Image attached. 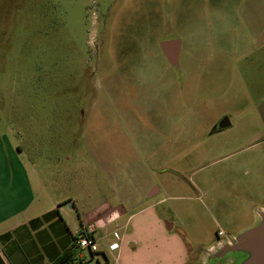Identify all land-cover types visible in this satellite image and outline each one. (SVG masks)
<instances>
[{"label": "rangeland", "instance_id": "1", "mask_svg": "<svg viewBox=\"0 0 264 264\" xmlns=\"http://www.w3.org/2000/svg\"><path fill=\"white\" fill-rule=\"evenodd\" d=\"M119 16V25L149 24L157 49L179 39L193 57L190 66L168 68L196 72L193 92L182 80L180 129L186 137L198 133V158H181L176 167L201 191L166 190L159 213L198 258L219 231L223 239L237 236L264 212V121L248 108L251 99L264 100V0H0L2 182L20 151L28 169L54 184L69 173L65 183L77 203L106 194L83 136L114 111L101 85L112 69ZM252 39L254 47L246 43ZM225 117L233 127L214 138L209 126ZM229 141L225 151L207 153Z\"/></svg>", "mask_w": 264, "mask_h": 264}, {"label": "crops", "instance_id": "2", "mask_svg": "<svg viewBox=\"0 0 264 264\" xmlns=\"http://www.w3.org/2000/svg\"><path fill=\"white\" fill-rule=\"evenodd\" d=\"M121 16L113 30L117 40L111 45L112 69L104 74L101 85L105 89L101 95L110 94L114 115L101 128L94 126L95 132L86 131L83 136L90 159L106 181V194L77 203L65 183L69 173L62 172V182L54 184L53 179H43L40 172L28 169L19 157L21 152H15L14 170L11 174L6 171L5 183L0 169V264H54L73 252V238L86 225L93 226L99 251L85 262L67 264H204L222 241L217 237L202 256L192 257L183 234L159 213L167 201L162 197L166 190L201 191L200 184L192 177L186 182L176 167L181 158H198L194 141L198 133L186 137L180 129L182 80L185 75V91L193 92L196 72L192 68L184 74L168 68H182L193 57L183 54V43L178 39L180 48L176 64H172L161 47L163 42L158 49L152 45L149 24L119 25ZM246 43L254 47L256 39ZM248 106L264 121V100L255 103L251 99ZM220 122L209 126L214 138L225 133ZM252 122L256 123L255 116ZM88 124L93 125L91 121ZM232 127L231 123L226 129ZM230 144L206 151H225ZM115 232L120 245L110 250Z\"/></svg>", "mask_w": 264, "mask_h": 264}, {"label": "water", "instance_id": "3", "mask_svg": "<svg viewBox=\"0 0 264 264\" xmlns=\"http://www.w3.org/2000/svg\"><path fill=\"white\" fill-rule=\"evenodd\" d=\"M170 62L176 64L180 41H166L161 44ZM227 117L219 124L220 129L230 127ZM264 264V212H260L258 223L238 234L222 240L205 258L204 264Z\"/></svg>", "mask_w": 264, "mask_h": 264}, {"label": "built area", "instance_id": "4", "mask_svg": "<svg viewBox=\"0 0 264 264\" xmlns=\"http://www.w3.org/2000/svg\"><path fill=\"white\" fill-rule=\"evenodd\" d=\"M225 234L222 231L217 233L219 240H224ZM115 241L109 245L110 250H115L119 247L120 236L117 232L113 234ZM72 249L75 253V259L78 262H85L89 256L96 254L99 251L97 239L94 236V228L91 225L81 227L73 238Z\"/></svg>", "mask_w": 264, "mask_h": 264}, {"label": "trees", "instance_id": "5", "mask_svg": "<svg viewBox=\"0 0 264 264\" xmlns=\"http://www.w3.org/2000/svg\"><path fill=\"white\" fill-rule=\"evenodd\" d=\"M75 259V253L74 250L71 254H65L63 255L57 262H55L54 264H67L69 262H74Z\"/></svg>", "mask_w": 264, "mask_h": 264}]
</instances>
